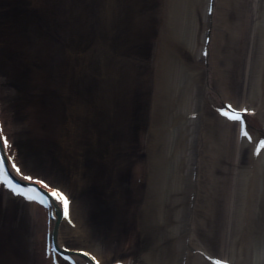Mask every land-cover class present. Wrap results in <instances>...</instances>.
I'll return each instance as SVG.
<instances>
[{
    "label": "bare ground",
    "instance_id": "1",
    "mask_svg": "<svg viewBox=\"0 0 264 264\" xmlns=\"http://www.w3.org/2000/svg\"><path fill=\"white\" fill-rule=\"evenodd\" d=\"M135 2L136 6L128 4V0H125L121 13L122 16L126 15V19H124L126 25L134 33L127 39L128 44H130L125 46V40L118 39L114 35L109 40L111 43L116 42L115 48L117 49L113 54L117 53V58L120 61L117 60L118 63H115L121 71H124L126 66H137L141 69V77L134 87H138V90L133 89L131 102L141 108L145 124H147L146 121L149 123L152 121L151 124L155 125L151 129V137L155 138L154 150L149 155L146 154V159L138 158L135 154L126 157L123 155L124 151L117 154L118 156L123 155L124 162L120 163L121 165L118 163L120 169L125 168V170L130 171V174L134 172L139 175L140 184L147 176L145 182L149 181L148 187L141 186L134 189L141 199L130 202L135 207L133 211L127 207V203L119 206V204H115V201L113 202L115 205H112V200H109L111 195L107 193V189L105 190L102 177L104 176L106 179L111 178L112 175L102 174L103 167L99 163H95V159H85L86 163H81L82 171H79L77 167L75 171L88 175L86 177L87 185H89L88 191L95 193V200L98 198L100 202H102L101 200L109 201L110 205L103 206L105 211L109 209L110 213L113 212V214L107 215L109 218L120 219L122 217L120 213L125 211V213L135 212V217L138 219L139 216L136 211L139 207V211L144 217L142 221L150 224L151 229H157V235L160 236L157 241L161 249L156 248L153 251L151 246L153 244L146 243L147 248L145 250L141 248V251L137 250L131 256L116 246L113 248L108 242H113V238H116L112 237L114 233L108 231L105 226L110 222L104 223L102 221V224L104 223L103 228L97 227L101 221L100 217L98 219L96 217V210L99 207H90L89 209L88 206H83V209L80 207L76 209L77 202L73 199L71 190L65 188L63 183L49 174L47 167H42L40 164L35 165L36 163L27 159L32 153H28L29 155L25 153L21 144L14 138V133H16L14 124L10 121L8 114L4 113L5 100L1 95V88H10V84L7 83L8 78L6 77L8 76L1 68L0 155L5 157V166L9 169V175L16 183L26 188L38 189V192L31 193V195L39 196L42 193L51 201V205L41 204L38 200H28L25 196L15 194L6 185H0V199L4 198L5 202L7 199L9 202H14V205L19 204L24 208L23 211L30 216V219L38 221L39 227H43L40 230L42 231L40 232L41 238L36 236L39 253L37 251L34 257H38L40 260L37 259V264H96L97 261L99 264H213L214 259L226 261L227 264H264V149H261L259 154L256 152L259 140L264 138L262 136L264 134V40L262 38L264 31L261 28L264 24L259 22L260 18L264 22V11L262 13L261 8H259L260 6L264 8V0L254 2V9L262 17H259L258 22L255 21V27L250 38V48L245 54L247 56L246 67L251 75H246L245 87L243 88L245 98L240 99L241 105L237 104V99L231 97L233 87L227 73L233 72L231 60L238 55L227 58V53L225 54L226 57L223 56L224 53L221 54L222 48L226 47L229 42L218 24L221 18L217 13V8L224 3V0H175V2L170 0L171 3L174 2L172 11H178L179 14L173 16L172 19L170 18L167 24L164 19L161 21L156 19L157 26L163 25L162 34L160 33V36L157 35V37L152 30L142 29L141 18L138 16L142 17L140 11L144 13V11L149 10L155 13L156 8H160L161 4H157L159 2L157 0H137ZM59 3L60 0H57V4ZM235 5L233 3L234 7H236ZM61 9L64 10V7L62 6ZM257 12H255L256 17ZM222 14L223 18L227 16L225 11ZM243 14L245 19L247 18L249 21L247 9L244 10ZM179 15L183 22L185 19L186 29H183L182 26L178 30ZM62 19L59 23L60 27L66 23L65 26L71 28L72 22H68L71 20L69 18H66V21L65 18ZM58 20H60L59 17ZM111 22L120 23L119 21ZM48 23L47 21L46 24L48 25ZM51 29L46 30V32L50 34L52 40H56L58 33L52 35ZM61 30L64 32L62 28ZM2 31L0 29V33ZM152 33L157 38L156 40L155 37H152ZM165 36L172 42L169 43L171 48L166 46ZM178 36H183V39L181 44L176 46L180 53L176 51L175 55L173 49L177 43L175 38L178 40ZM254 39L257 41L255 42ZM161 43L163 47L168 48L170 54L158 52ZM257 46L258 50L255 48ZM227 47L233 48L230 51L231 55L232 51L235 52L237 49L241 52L246 51L245 48H236L234 45ZM5 50L6 47L3 45V52ZM120 50H122L121 53H119ZM224 58L225 63L222 62ZM152 59H155L156 62L150 67ZM109 64L112 65V63ZM72 66L70 69L74 70ZM78 68H85L84 63L80 62ZM98 69L94 67L90 70L93 78L98 80L97 83L100 81L109 82L106 77L109 72L105 75H97ZM82 72H78L81 73L78 77L80 81L84 77ZM64 77V84L69 85L75 94L74 96L66 92L64 99L67 100L64 102L74 101L80 104L85 102V97H79L82 93L76 89L75 81L78 82V79H73L69 73H66ZM215 77H218L219 83H214ZM149 82H153L154 85L152 92L148 91L147 93L146 89L142 90L141 86H145ZM148 94L150 99H148ZM229 104L240 111L249 110L242 115L252 136L251 140L242 134L240 123L232 122V119L220 111L221 108L229 110L227 108ZM91 106L95 107L93 103ZM138 107L131 108L134 112L131 109L129 112L114 110L112 107L107 113L109 118L113 117L117 118L118 121L120 120V122H112L115 123L116 127L118 124H122L120 130L130 136L134 126L133 120L136 121V115L138 112L140 113ZM210 109L213 110V117L216 120H211V116L209 118L207 113ZM85 114L87 113L85 112ZM81 117H85V115L81 114ZM130 123L133 126L129 125ZM101 125V128L104 129L108 127L107 123ZM136 129L139 132L144 130L141 126H136ZM234 131L236 136L233 134ZM95 135L98 136V133ZM143 135L141 134V136ZM4 137H7L10 147L4 145ZM199 137L217 139L223 144L224 148L218 149L213 145V149H209L208 152H213L212 161L217 160L216 152L220 157L225 155L229 162L226 164L230 165L229 169L220 168L222 165L215 162L202 163L200 154L202 152L201 145H204V142L201 139L196 140ZM112 139L107 141L101 139L107 143L106 152H109V149L114 152L116 149V145L111 142ZM246 148H249L246 155L248 163L246 160L244 162L243 159ZM112 156L113 154L108 155L107 160L113 158ZM125 160H129V163H125ZM10 162L19 167L20 171L14 170ZM134 168L137 170L136 172ZM201 170L205 172V178L208 177L209 179L206 186L200 182ZM27 175H31L34 179L32 181L25 180L23 177ZM37 179L44 180L49 187L36 183ZM93 185L95 186L92 187ZM141 188H144L145 191L143 189L141 192ZM53 189H59L68 197L70 201L68 216L64 214L63 204L52 197L51 191ZM256 192L259 195H256ZM223 193L225 196L227 195L226 197H230L226 204L220 202ZM99 195L102 198L97 197ZM254 195L256 196L253 197ZM257 198H260L261 204L256 202ZM95 200L93 199V202ZM217 206L224 211L222 217L214 215L217 212ZM232 208H235L232 212H237L238 216L231 213ZM171 209L172 212H170ZM108 217H106L107 221H109ZM117 219L115 220L118 221ZM221 222L223 226L219 224ZM258 224L259 226H256ZM218 225L221 226L219 235L223 236L221 239L222 247L220 246V248L225 253L224 256L210 250L208 238L205 237L208 235V231H205L204 236L196 233L198 226L206 227L209 230V226ZM115 232H118L119 236L121 235L120 229H115ZM138 238L133 241L139 245L141 239ZM141 244L146 246L145 243ZM132 245H134L133 242ZM118 250L123 256H118L120 254ZM4 264H9V262L4 261Z\"/></svg>",
    "mask_w": 264,
    "mask_h": 264
},
{
    "label": "rangeland",
    "instance_id": "2",
    "mask_svg": "<svg viewBox=\"0 0 264 264\" xmlns=\"http://www.w3.org/2000/svg\"><path fill=\"white\" fill-rule=\"evenodd\" d=\"M107 1L109 3H106ZM135 1L137 0H128V4L136 6ZM157 1H159L157 4L161 5L160 8H156L155 13L149 10L144 11V13L140 11L142 17L138 16L141 18L142 29L152 30L156 37L160 33L162 34L163 26H157L156 19L160 21L164 19L167 24L170 18L172 19L173 16L179 14L178 11H172L175 0L173 3L170 0ZM256 1L259 0H224V3L217 8V13L221 18V20L217 19L219 20V28L224 31V36H227L226 39L229 41L227 46L234 45L236 48L242 47L246 50L241 52L237 49L235 52L232 51L231 55L232 47L224 46L221 53L222 55L224 53V57H226L225 54L227 53V58L238 55V57L231 60L233 72L229 71L227 73L233 87L231 97L237 99V104L239 105H241L240 99L245 98L243 88L245 87L246 75H251L246 67L247 56L245 54L250 48V38L255 27V21L258 22L259 17H262L254 9V2ZM62 3L64 5H61ZM233 3L236 4V7L233 6ZM123 4H125V0H60L59 4H57V0H0V29L3 30L0 33V68L5 71V75L8 76L6 77L8 78L7 83L10 84V88H1V95L5 100L4 113L8 114L10 121L14 124L13 127H15L16 132L14 133V138L21 144L25 153H32L27 159L36 163L35 165L40 164L42 167H47L49 174L60 183H63L65 188L71 190L73 199L77 202L76 209L78 207L83 209V206H88L89 209L90 207H99L96 210V217L97 219L100 217L101 221H99L97 227L103 228L104 223L110 222V224L105 226L108 231L114 233L112 237L116 238H113V242H108V244L113 246V248L116 246L132 256L137 250L141 251V248L145 250L147 248L146 243L154 245H151L153 251L156 248L161 249L157 241L160 238L157 235V229H151L150 224L142 221L144 217L140 213L139 207L136 211L138 212V219L135 217V212L125 213V211L120 213L122 214L120 219L113 216L118 221L112 217L109 218L107 215L113 214V212L110 213L109 209L105 211L103 207L107 204L110 205L109 201L101 200L102 202H100L98 198L95 200V193H89L88 191L89 185H87L88 181L86 178L88 175L75 171L76 167L79 171H82L81 163H86L85 159H95L94 162L99 163L103 167V170L101 168L102 174L112 175L111 178L106 179L102 176L104 188L111 195L109 200H112V202L110 201L112 205L117 203L121 206L127 203V207L133 211L135 207L130 202H136L141 199L134 189L141 186L148 187L149 184V181L145 182L147 176H145L143 183L140 184L139 175L134 172L130 174L129 170L120 169L118 166L124 162L122 159L123 155L128 157L135 154L138 158L146 159V154L149 155L154 150L153 143L155 141V138L151 137V129L155 125L151 124L152 121L151 123L146 121L147 124H145L141 108L131 102L133 89L138 90V87H134L141 77V69L137 66H126V68L124 67L125 70L121 71L115 63L119 60L117 53L113 54L115 49H117L115 48L116 42L113 41L111 43L109 40L113 35L114 37L117 36L118 39L125 40L124 45L126 46L130 44H128L127 39L134 34L129 30V26L126 25L127 23L124 20L126 15H121ZM62 6L64 10L61 9ZM259 8H261L263 13L264 8L262 6ZM245 9L248 11L249 21H247V18L245 19L243 14ZM224 11L227 12V16L225 14L227 18H223L222 13ZM255 12L258 14L257 17ZM58 17L60 20H58ZM62 18H65V21L66 18L71 20L68 21L72 22L71 28L66 27V23L63 27H60L59 23L63 20ZM181 19L179 15L178 30L182 26L183 29H186L185 19L184 22ZM261 19L259 22L264 24ZM47 21L49 22L48 25L46 24ZM111 21H119L120 23ZM49 28H52V35L58 33L56 35L57 38H55L57 41L52 40L50 34L46 32V30H50ZM61 28L64 32H62ZM261 28L264 31V25ZM153 33L152 37H155ZM156 37L155 40L157 39ZM182 37L178 36V40L175 38L177 43L174 46L175 49H173L174 54L178 51L176 46L181 44ZM262 38L264 40V36ZM254 40L255 42L257 41V39ZM164 42L167 43V45L165 44L166 46L171 48L169 44L171 41L167 36L164 37ZM3 45L6 47L4 52ZM164 47L161 43L158 52L170 54L171 52H168V48ZM255 48L258 50V46ZM179 51L178 53H180ZM223 61L225 63V58ZM80 62L84 63L85 68H78ZM155 62L156 60L152 59L150 67ZM109 63H112V65ZM157 63L159 64V61ZM158 64L156 65L157 67ZM71 66L74 70L70 69ZM94 67L96 69L99 68L97 75H105L109 72L108 76H106L109 82L100 81V83H97L98 80L93 78L90 71ZM159 68L161 69V65ZM81 71H83L84 75L82 81L78 78L81 74L78 72ZM66 73H69V76L71 75L73 79H78L75 84L77 91L82 93L79 97L84 96L86 99L85 102H81L82 104L74 101L70 103L64 102V100H67L64 99L66 92L75 96L69 85L64 84L65 77L63 78V76ZM217 78L215 77L214 83H219ZM153 85V82H149L141 87L142 90L146 89L148 93V91L152 92ZM148 99H150L149 94ZM92 103L95 107L91 106ZM112 107L114 110L126 112H129L132 107L133 109L135 107L139 108L140 113H136V121L133 120L134 126L132 123L129 124L133 126L130 136L120 130L122 124H118V127H120L118 128L112 122H117V118H109L107 111ZM132 111L134 112V110ZM81 114H84L85 117H81ZM207 114L209 118L210 116L212 117L211 120H216L213 117V110L210 109ZM75 116L77 117L76 119L74 118ZM102 123H107L108 127L105 129L101 128ZM136 126H141L144 130L139 132ZM128 128L131 127L128 126ZM128 128L127 130H129ZM116 130L117 133H115ZM96 133H98V136L95 135ZM141 134L144 135L141 136ZM233 134L236 136L235 131ZM110 138H113L111 142L116 145L115 153L112 152V149L106 152L107 143L102 141L103 139L107 141ZM199 139L204 142V145H201L202 152L200 154L202 163L215 162L222 165L220 168L229 169L230 165L226 164L229 162L225 155L220 157L218 152L215 151L218 157H216V161H212L213 152H208L214 146L218 149L224 148L223 144L213 138L212 140L206 139V137L196 138V140ZM131 148H136V150ZM120 151H124L123 155L120 153L121 155L118 156L117 153ZM248 151L249 148H246L243 153L244 162L246 160L247 163L248 158L246 155ZM110 154H113V158L107 160ZM125 163H129V160H125ZM134 171L136 172L137 170L134 168ZM205 175V172L201 170L200 182L206 186V182L208 184L209 179L208 177L205 178ZM143 189L141 188V192ZM258 192L260 193V191ZM256 195L259 194L256 192ZM226 196L223 193L220 202L226 204L230 200V197ZM97 197L102 198L100 195ZM93 199L95 200L94 202ZM256 202L261 204L260 198H257ZM98 203L99 205H97ZM234 209L232 208L231 213L238 216L237 212H232ZM23 210L24 208L19 204L14 205V202H9L7 199L5 202L4 198L0 199V264H4V261H8L9 264H37L38 257H34L38 251V238L36 236L38 235L41 238L40 232L42 231L40 230L43 227L40 228L38 221L30 219L27 212ZM216 210L217 212L214 215L222 217L223 209L217 206ZM170 212H172V209ZM106 217L109 218V221H107ZM102 221L104 222L103 224ZM219 224L223 226L222 222ZM256 226H259V224ZM198 227L196 233L200 236H204L205 231H208V235L205 237L208 238L210 250H214L212 252L224 256L225 253L220 248L223 237L219 235L221 226H209V230L206 227ZM115 229H120V236L117 234L118 232H115ZM138 237L141 239L139 245L134 243ZM132 242L134 245H132ZM141 243H145L146 246ZM162 246L164 245L162 244ZM118 252L120 253V250ZM118 256L121 257L123 255L120 253Z\"/></svg>",
    "mask_w": 264,
    "mask_h": 264
},
{
    "label": "snow or ice",
    "instance_id": "3",
    "mask_svg": "<svg viewBox=\"0 0 264 264\" xmlns=\"http://www.w3.org/2000/svg\"><path fill=\"white\" fill-rule=\"evenodd\" d=\"M227 108L229 110H225L224 108H221L220 111L223 115L229 117L230 119L234 121H241L242 122V134L246 137H248L249 140L252 139V136L250 135V132L248 131L247 123L244 120V117L242 115V112H248V109H243L241 111H237L232 107V105H228ZM254 111V110H253ZM264 136V134H262ZM3 143L5 146L10 147V142L8 141L7 137H4ZM261 149H264V138H261L259 140V147L256 149L257 154L261 151ZM5 157L3 155H0V185H6L9 189H11L15 194L17 195H23L28 200H38L41 204L45 205H51V201L48 200L47 197L43 196L41 193L39 196L31 195V193L38 192V189L34 187H24L21 184H18L13 180V178L9 175V169L5 166ZM13 167H16V171L19 172L20 169L15 164H13ZM25 180L32 181L34 178L31 175H27L23 177ZM36 183L38 184H44L45 187H49V185L44 180H36ZM52 197H54L57 201H60L64 206V214L65 216L69 215V205L70 201L68 197L59 189H53L51 191ZM87 255V253H85ZM71 259V258H69ZM95 259V257H93ZM209 259H212L209 257ZM96 264H99V261L96 262ZM215 264H227L226 261L217 259L215 261Z\"/></svg>",
    "mask_w": 264,
    "mask_h": 264
}]
</instances>
